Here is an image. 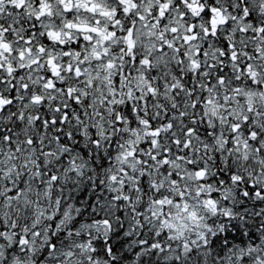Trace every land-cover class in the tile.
I'll return each instance as SVG.
<instances>
[{"label":"snow or ice","instance_id":"obj_1","mask_svg":"<svg viewBox=\"0 0 264 264\" xmlns=\"http://www.w3.org/2000/svg\"><path fill=\"white\" fill-rule=\"evenodd\" d=\"M0 264H264V0H0Z\"/></svg>","mask_w":264,"mask_h":264}]
</instances>
